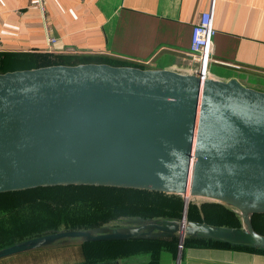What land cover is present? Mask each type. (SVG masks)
<instances>
[{"label":"water","instance_id":"95a60500","mask_svg":"<svg viewBox=\"0 0 264 264\" xmlns=\"http://www.w3.org/2000/svg\"><path fill=\"white\" fill-rule=\"evenodd\" d=\"M68 185L176 194L184 211L52 231L0 249V259L133 238L264 249L253 226L264 212V92L235 78L108 63L0 72V193ZM204 201L234 211L241 226L188 220V204Z\"/></svg>","mask_w":264,"mask_h":264},{"label":"crops","instance_id":"0c3cea01","mask_svg":"<svg viewBox=\"0 0 264 264\" xmlns=\"http://www.w3.org/2000/svg\"><path fill=\"white\" fill-rule=\"evenodd\" d=\"M206 14L216 30L210 77L235 78L264 92V0H0V52H48L66 57L59 63L65 65H140L190 74L192 28ZM49 36L56 38L52 46ZM150 258L134 255L117 264H147ZM178 260L264 264V254L184 245L181 257L179 246L176 256L163 254L164 264ZM23 263L19 257L0 262Z\"/></svg>","mask_w":264,"mask_h":264},{"label":"trees","instance_id":"16d2710c","mask_svg":"<svg viewBox=\"0 0 264 264\" xmlns=\"http://www.w3.org/2000/svg\"><path fill=\"white\" fill-rule=\"evenodd\" d=\"M66 57L48 52H0V72L64 63ZM185 201L180 195L112 186L68 185L37 187L0 193V249L60 229H91L124 217L181 218ZM190 221L240 227L239 216L228 207L204 201L190 202ZM253 226L264 234V212L253 215ZM184 247L234 249L264 254V249L232 245L206 238H186ZM179 240L133 238L88 241L79 245L25 251L0 259L19 257L23 264H49L67 256L68 264H117L119 259L150 254L147 264H164L163 254L177 255ZM52 264V263H50Z\"/></svg>","mask_w":264,"mask_h":264},{"label":"built area","instance_id":"2783aa9c","mask_svg":"<svg viewBox=\"0 0 264 264\" xmlns=\"http://www.w3.org/2000/svg\"><path fill=\"white\" fill-rule=\"evenodd\" d=\"M215 33L216 30L213 28L210 21V14H206L202 22L193 26L191 37L192 50L189 52V56L193 62L191 74L200 75L203 78L210 77L209 67L215 60L212 56V38ZM48 42L49 46H52L55 44L56 38L49 36ZM138 67L141 66L138 65ZM180 246L183 247V243L180 244L179 247Z\"/></svg>","mask_w":264,"mask_h":264},{"label":"rangeland","instance_id":"374dc122","mask_svg":"<svg viewBox=\"0 0 264 264\" xmlns=\"http://www.w3.org/2000/svg\"><path fill=\"white\" fill-rule=\"evenodd\" d=\"M120 219V218H119ZM119 219H116V220H112V221H110V222H106V223H104V224H108V223H111L112 225L113 224H116V223H119V222H121V220H119ZM103 224V225H104ZM112 225H110L109 227H111ZM25 240V239H24ZM23 241V240H22ZM60 247H64V246H60ZM68 258H67V256L66 257H62V258H58V259H54V260H50V262H49V264L50 263H52V264H68V263H70V261H65V260H67ZM0 262H2V261H0ZM178 263L179 264H181L180 263V260H178ZM42 264H45V262H43ZM107 264H112V263H107Z\"/></svg>","mask_w":264,"mask_h":264}]
</instances>
